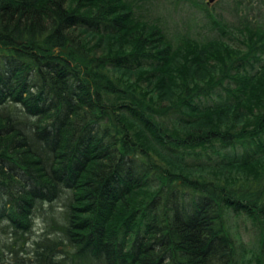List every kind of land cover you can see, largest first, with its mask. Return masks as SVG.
<instances>
[{"label":"trees","instance_id":"trees-1","mask_svg":"<svg viewBox=\"0 0 264 264\" xmlns=\"http://www.w3.org/2000/svg\"><path fill=\"white\" fill-rule=\"evenodd\" d=\"M144 9L0 0V264H264V12Z\"/></svg>","mask_w":264,"mask_h":264},{"label":"rangeland","instance_id":"rangeland-1","mask_svg":"<svg viewBox=\"0 0 264 264\" xmlns=\"http://www.w3.org/2000/svg\"><path fill=\"white\" fill-rule=\"evenodd\" d=\"M144 0V18L156 21L170 38L181 36L196 40L210 38L212 20L231 26L240 23H253L256 13H260L256 21L262 22L264 12L263 0ZM205 7V8H204ZM236 231L240 241L245 245L252 242V231L249 224L236 221Z\"/></svg>","mask_w":264,"mask_h":264},{"label":"water","instance_id":"water-1","mask_svg":"<svg viewBox=\"0 0 264 264\" xmlns=\"http://www.w3.org/2000/svg\"><path fill=\"white\" fill-rule=\"evenodd\" d=\"M213 0H208V2L210 3V2H212Z\"/></svg>","mask_w":264,"mask_h":264}]
</instances>
